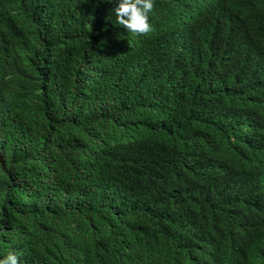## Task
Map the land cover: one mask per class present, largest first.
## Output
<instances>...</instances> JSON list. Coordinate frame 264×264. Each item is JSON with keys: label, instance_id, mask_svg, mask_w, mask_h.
Instances as JSON below:
<instances>
[{"label": "trees", "instance_id": "obj_1", "mask_svg": "<svg viewBox=\"0 0 264 264\" xmlns=\"http://www.w3.org/2000/svg\"><path fill=\"white\" fill-rule=\"evenodd\" d=\"M0 0V260L264 264V0Z\"/></svg>", "mask_w": 264, "mask_h": 264}, {"label": "clouds", "instance_id": "obj_2", "mask_svg": "<svg viewBox=\"0 0 264 264\" xmlns=\"http://www.w3.org/2000/svg\"><path fill=\"white\" fill-rule=\"evenodd\" d=\"M111 2V0H109ZM154 0H117L113 12L116 22L128 32L146 35L152 31L149 13L153 10ZM0 264H19L16 254L9 252Z\"/></svg>", "mask_w": 264, "mask_h": 264}]
</instances>
